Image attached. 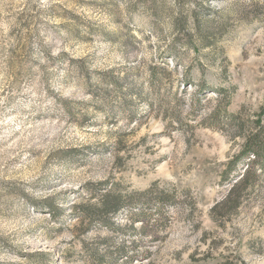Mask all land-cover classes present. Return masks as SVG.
<instances>
[{
    "label": "rangeland",
    "instance_id": "374dc122",
    "mask_svg": "<svg viewBox=\"0 0 264 264\" xmlns=\"http://www.w3.org/2000/svg\"><path fill=\"white\" fill-rule=\"evenodd\" d=\"M263 109L264 0H0V264H264Z\"/></svg>",
    "mask_w": 264,
    "mask_h": 264
},
{
    "label": "trees",
    "instance_id": "16d2710c",
    "mask_svg": "<svg viewBox=\"0 0 264 264\" xmlns=\"http://www.w3.org/2000/svg\"><path fill=\"white\" fill-rule=\"evenodd\" d=\"M216 91H219V89H216ZM261 121V117L259 116L254 121L256 123L257 130L253 133H250L243 142L244 145L242 153L243 155H247V158H249V160L245 163L243 171L239 172L240 174L238 175L240 176V178L232 183L229 193L225 196V198L222 201L215 203V206L213 207L214 211L219 206L227 204H231V208L233 209L237 208L240 202V196L237 195L238 193L236 194V190H238L237 188L243 190L244 188H246V186H253L255 182L259 179V176L262 174L261 171L263 170L264 165V124L261 123ZM235 167V160L230 161L227 169L224 171L226 177H229L230 173L236 169ZM150 192L151 191L143 193H149V197L145 199V203L143 204L145 206L153 204L154 202H157L161 206H164L165 204H167V202L173 203L174 199L173 195L171 194L167 195L162 190H159L158 192L154 191V193ZM109 207H111L114 211H119L122 209L121 206L113 204H110ZM79 208H81L80 215H82L83 218L91 220L94 218L101 217V211L99 209H86L82 206H79ZM159 210L160 212L158 213V215H160L159 217L161 218L164 216V213L162 212L161 208ZM147 215L148 212L145 209H139L138 211L133 213L130 218L132 221L140 222L144 219L146 220Z\"/></svg>",
    "mask_w": 264,
    "mask_h": 264
}]
</instances>
